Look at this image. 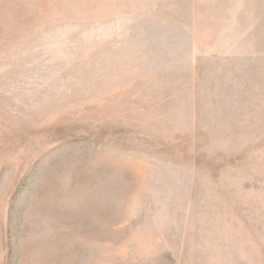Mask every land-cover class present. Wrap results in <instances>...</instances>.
Returning <instances> with one entry per match:
<instances>
[{"label": "rangeland", "instance_id": "374dc122", "mask_svg": "<svg viewBox=\"0 0 264 264\" xmlns=\"http://www.w3.org/2000/svg\"><path fill=\"white\" fill-rule=\"evenodd\" d=\"M0 264H264V0H0Z\"/></svg>", "mask_w": 264, "mask_h": 264}]
</instances>
